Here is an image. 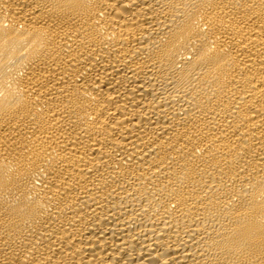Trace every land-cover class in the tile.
Returning a JSON list of instances; mask_svg holds the SVG:
<instances>
[{"label": "bare ground", "instance_id": "obj_1", "mask_svg": "<svg viewBox=\"0 0 264 264\" xmlns=\"http://www.w3.org/2000/svg\"><path fill=\"white\" fill-rule=\"evenodd\" d=\"M0 264H264V0H0Z\"/></svg>", "mask_w": 264, "mask_h": 264}]
</instances>
